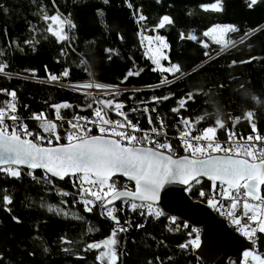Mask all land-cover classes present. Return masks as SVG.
I'll return each mask as SVG.
<instances>
[{"label": "trees", "instance_id": "16d2710c", "mask_svg": "<svg viewBox=\"0 0 264 264\" xmlns=\"http://www.w3.org/2000/svg\"><path fill=\"white\" fill-rule=\"evenodd\" d=\"M129 2L133 4L131 9L124 0H109L107 5L102 0H56L59 9L65 15L71 13L73 22L78 26V30L70 33L74 37L72 41L57 43L43 31L46 24L38 15L41 5L50 15L54 13L52 0H0V5L8 9L7 13L0 10V51L7 53L6 58L0 59L9 64L6 72L12 73L11 77L0 74V88L16 91L17 112L30 130L38 128L33 113L42 111L48 119L55 120V110L48 106L51 103L67 101L73 105L72 108L61 109L65 119L78 114L79 108L91 103L90 99L47 81L48 73L59 74L64 68H69L70 75L62 78L63 82L80 83L93 78L129 88L116 96L115 100L124 105L127 116L133 123L138 122L141 129L159 127L160 122L155 120L159 115L178 155L185 154L176 139L178 129L183 128L182 117L195 119L199 116L202 119L196 127L211 126L219 110L225 121V129L217 130V138L222 140L227 136L226 131L234 130L243 137L252 134L244 113L253 109V122L257 125L258 134H264V0H258L251 8L248 7L250 0H221V12H205L201 8L202 4L214 3L215 0ZM98 8L105 13L102 20L96 14ZM135 9H140L146 20L137 22L139 13H135ZM163 15H169L174 23L153 30ZM215 24L238 27L239 32L225 33L224 36L225 41L229 38L235 40L234 46L223 48L202 36L203 31ZM32 25L36 28L35 32L30 30ZM189 32L203 39L209 48L204 49L196 41L187 40ZM245 32L248 33L246 37ZM181 33L185 34L184 39H181ZM141 34L164 36L169 45V59L165 64L179 63L186 75L175 79L173 74L158 70L153 72V65L141 47ZM33 36L38 41L34 49L24 44L26 39ZM241 37L243 42H240ZM205 51L209 52L208 57L204 56ZM28 69H36L34 78H25L30 75L26 71ZM129 70L139 72V75L121 83ZM161 79H167L170 83L160 84ZM188 91L199 93L196 102L189 101L186 108H179L178 99ZM253 95L260 97L259 101H254ZM153 96L169 98L153 101ZM5 99H8L6 94L0 92V103ZM145 107H154L156 112L144 113L142 109ZM174 107L178 108L177 112L171 111ZM133 108L138 111H131ZM149 115L154 124L148 123ZM236 116L242 118L236 120ZM33 174L37 178L44 175L41 171H34ZM119 182L122 184L126 181L120 178ZM73 183L72 178L62 182L54 180V186L36 183L26 170L22 171L20 179L6 178L0 173V201L5 189L13 197L11 212L0 206V254H3L4 264H97L95 255L98 250L84 252L83 245L106 238L113 222L101 214L99 207L87 213L81 205L73 206V201L79 199ZM201 189L210 194L212 184L202 180L187 194L194 201L206 203L198 194ZM60 192H69L70 195L62 197ZM61 199L67 201L62 207L83 216L84 220L57 216L47 212L46 207H40L42 200L45 205H56ZM29 203L34 206L29 207ZM12 215L22 222L15 223ZM118 215L121 223L129 220L132 225L127 232L119 233L121 255L118 264H147L149 260L156 264L157 256L164 264H197L195 253L178 248L189 238L188 232L192 227L186 222L176 218L173 223L169 219L171 216L167 215L153 219L127 210ZM136 224H143L144 227L137 229ZM90 227L94 229L92 232L87 231ZM169 228L175 230L169 231ZM37 233L45 242L43 246L49 248L48 253H44L40 242L33 239ZM61 235L73 241H82L74 252H79L85 259L62 252L59 244ZM29 251L34 255L29 256ZM169 256L173 258L172 261L167 259ZM199 264L209 263L199 259Z\"/></svg>", "mask_w": 264, "mask_h": 264}, {"label": "snow or ice", "instance_id": "6c2138e0", "mask_svg": "<svg viewBox=\"0 0 264 264\" xmlns=\"http://www.w3.org/2000/svg\"><path fill=\"white\" fill-rule=\"evenodd\" d=\"M102 3L107 5L109 0H102ZM124 3L128 8H133L129 0H124ZM156 3H160V0H156ZM257 3L258 0H250L248 7L251 8ZM52 6L55 11L51 15L43 5L39 7L38 15L46 24L43 31L57 43L72 41L74 37L70 33L78 30V26L73 22L71 13L65 15L57 6L56 0H52ZM201 8L205 12H221V0L202 4ZM0 10L8 12L3 5H0ZM135 13H139L136 16L137 22L146 20L140 9H135ZM96 14L101 20L105 15L104 10L99 8ZM173 23L169 15H163L153 30ZM30 30L35 32V26H30ZM237 32L239 29L235 25L215 24L203 31L202 36L209 38L216 45L227 48L234 46L236 41L231 38L225 41V33ZM247 35L248 33L245 32L244 36ZM180 36L181 39L185 38L184 33ZM186 38L201 44L204 49L209 48L208 43L198 39L192 32H189ZM153 39L157 42L156 46H150L145 53L154 65L151 70L173 74L175 79L185 76L179 63L173 62L167 67L161 64L162 60L169 59L163 51L169 47L164 36L156 35L154 38L141 36L142 42L146 40L149 45L152 44ZM240 42H243V37L240 38ZM36 43L38 41L34 36L24 41V44L33 49ZM6 56L5 51H0V57L6 58ZM204 56L208 57L209 52L205 51ZM8 67L9 64L4 59H0V74L11 77L12 73L6 72ZM26 71L30 73L25 77L26 79L35 77L36 69ZM45 71H48L47 66ZM69 75V68H64L59 74L48 73L47 81L58 83L63 87L62 78H67ZM134 75L138 76L139 72L129 70L121 83ZM159 83L168 84L170 81L161 79ZM73 87L89 97L91 93L86 90H104L112 98L91 97L95 100L96 106L93 107L91 103L87 105L91 109L90 117L74 115L67 121L61 109H69L73 105L67 101L51 103L48 106L55 110V120L48 119L42 111L33 113V118L39 122L36 130H30L28 124L18 114L16 91L0 88V92L8 97L0 103V173L6 178L20 179L22 171L27 169V175L36 183L43 182L49 186H54L56 179L63 181L66 177H71L79 197L78 200L73 201V206L79 204L87 213L93 212L95 207L99 206L101 214L113 222L110 234L106 238L83 245L84 252L98 250L95 255L97 264H118L121 255L119 233L127 232L132 226L129 220L121 223L119 212L125 210L139 212L141 216L158 219L165 215L160 205L162 200H166L170 195L169 192L163 191L168 185H184L183 191L191 192L194 185L201 183V178H207L212 184V194H207L202 189L198 193L210 209L230 219L240 235L251 240L253 244L254 236L257 233H264V187H262L264 186V134H258L257 125L253 122V109L244 113V117L251 125L252 134L246 138L240 136L236 139L237 134L229 132L228 139L224 142L217 138V130L225 129L223 114L219 110L215 113L214 124L211 126L196 127L197 122L202 119L199 116L195 119L182 117L183 128L178 129V141L179 147L185 154L178 155L177 148L169 139L163 119L159 115L155 117V120L160 122L159 127L153 126L149 130H144L139 128L138 122L133 123L122 111L124 105L115 100L122 91L119 85L89 80L87 83L74 84ZM198 94L194 91L184 93L178 99L179 108H186L189 101L195 103ZM168 98V96H153L152 100ZM252 99L259 101L260 97L253 95ZM112 111L117 116L123 117V120L110 118L109 113ZM131 111L135 112L138 109L133 108ZM142 111L156 112V108L145 107ZM171 111L177 112L178 108L174 107ZM241 118V116L235 117L236 120ZM148 123L154 124L151 115L148 117ZM61 129L63 132L60 131ZM37 169L44 172L40 178L33 174ZM120 178H124L126 182L121 184ZM59 195L68 197L70 193L60 192ZM118 201L120 204H117ZM222 201H228V204L225 205ZM12 202V195L5 189L0 206L5 211L11 212ZM66 203V200L61 199L59 204L45 205L42 200L40 207H46L47 212L57 216L83 221V216L71 213L62 207ZM28 206L34 205L29 203ZM226 207L227 212L223 210ZM11 218L17 224L22 222L15 215ZM169 219L173 223L176 221L175 216ZM135 227L140 229L144 225L136 224ZM93 230L90 227L87 231ZM188 237L184 243L178 245V248L184 252L195 253L201 247L200 229L192 227ZM33 239L38 240L41 246L45 244L38 233ZM81 243L82 241L68 239L66 235L59 237L60 250L67 255H74L77 259H85L79 252H74V248ZM43 252L48 253L49 248L43 246ZM28 255L32 256L34 253L29 251ZM243 257V264H264V255L255 251H244ZM167 259L172 261L173 258L169 256ZM199 259L197 256V264ZM155 260L156 264H164L158 256ZM0 264H4L3 254H0ZM147 264H153V260H149Z\"/></svg>", "mask_w": 264, "mask_h": 264}, {"label": "water", "instance_id": "95a60500", "mask_svg": "<svg viewBox=\"0 0 264 264\" xmlns=\"http://www.w3.org/2000/svg\"><path fill=\"white\" fill-rule=\"evenodd\" d=\"M34 171L43 172L39 169ZM68 178L71 177H66L63 181ZM202 180L211 183L207 178H201ZM56 181L62 182L58 179ZM184 187L179 184L168 185L163 191L169 192L170 195L166 200H162L160 206L165 215L175 216L191 227L200 229L201 247L195 252L200 259L209 264H241L244 251L254 248L258 254H264V233L259 235L253 245L233 232L206 203L192 200L187 192L183 191Z\"/></svg>", "mask_w": 264, "mask_h": 264}, {"label": "rangeland", "instance_id": "374dc122", "mask_svg": "<svg viewBox=\"0 0 264 264\" xmlns=\"http://www.w3.org/2000/svg\"><path fill=\"white\" fill-rule=\"evenodd\" d=\"M142 35H144V34H141L140 35V43H141V47H142V50H143V52H144V55H145V53L148 51V48L151 46V47H155L156 46V41L153 39V41H152V44L151 45H149V42L148 41H143L142 42V40H141V36ZM157 34H154V35H151L153 38L156 36ZM146 36H149V35H146ZM164 52H165V54L167 55V53H168V48L167 49H164L163 50ZM146 57H147V55H145ZM167 60H162L161 61V64L163 65V66H165V67H167V66H169L170 64H165V62H166ZM151 62V61H150ZM153 67H154V65H153ZM159 71V70H158ZM169 74V73H168ZM89 80H94L93 78H91V79H89ZM89 80H87V81H85V82H83V83H87ZM94 81H96V80H94ZM42 83H44L43 81H41ZM96 82H99V81H96ZM49 83H52L51 85H55V86H58V87H60V88H63V89H66V90H68V91H70V92H72V93H74V94H77V95H79V96H82V97H84V98H88V99H90L91 100V103L93 104V107H95V100L94 99H92L91 97H97V96H99L100 97V99H111L112 97L111 96H109L106 92H104V90H97V89H89V90H86V91H88V92H90L91 93V97H89V96H86V95H84L83 94V92H80V91H77L73 86H69L70 84H68V83H72V82H63L62 81V83H64L63 84V87H61L60 85H56V84H58V83H53V82H49ZM100 83H103V82H100ZM105 84H107V83H105ZM120 88H122V86H120ZM122 91H121V93H124L125 91H128V90H125V89H121ZM102 92H104V94L103 95H101V93ZM120 93V94H121ZM116 101H118V100H116ZM122 111H124L123 109H122ZM125 112V111H124ZM90 113H91V109L90 108H88V106L87 107H85V108H79V112H78V114H76V115H84V116H89L90 117ZM109 115H110V118H112V119H121L120 117L121 116H117L116 115V113L114 112V111H112V112H110L109 113ZM72 118V117H71ZM71 118H67V119H65V121H67L68 119H71ZM121 120H123V117H122V119ZM39 124V122H36L35 124ZM57 123H59V122H57ZM62 130V129H61ZM60 130V131H61ZM93 131H95L94 129H93ZM176 139L178 140V134H177V136H176ZM63 142V141H62ZM247 251H255V249L253 248V249H251V250H247ZM256 252V251H255ZM241 264H243V261H244V257H243V254H242V259H241Z\"/></svg>", "mask_w": 264, "mask_h": 264}, {"label": "built area", "instance_id": "2783aa9c", "mask_svg": "<svg viewBox=\"0 0 264 264\" xmlns=\"http://www.w3.org/2000/svg\"><path fill=\"white\" fill-rule=\"evenodd\" d=\"M91 79V78H90ZM80 83H83V82H80ZM52 84V83H51ZM64 84V83H63ZM68 84H70L69 86H73L74 84H78V83H68ZM56 85H60V84H56ZM55 86V85H54ZM58 87V86H57ZM121 89H125V90H129V88H124V87H122ZM96 106V105H95ZM121 119H122V117H120ZM33 120L34 121H36V122H38L37 120H35L34 118H33ZM231 132H235L234 130L233 131H231ZM226 133H227V136H226V138L225 139H222V140H220V141H222V142H224V141H227V139H228V131H226ZM236 133V132H235ZM237 134V133H236ZM240 136H242L241 134H237L236 135V139H238ZM247 137V136H246ZM245 137V138H246ZM241 142H243V141H241ZM184 155V154H183ZM210 194H212V191L210 192ZM222 203H224L225 205H227L228 204V201H222ZM96 207H99V206H96ZM100 209V208H99ZM213 210V209H212ZM225 212H227L228 211V208L226 207L225 209H223ZM214 211V210H213ZM240 211H242V208L240 209ZM216 214H217V216L218 217H220V218H222L224 221H225V223H226V225L233 231V232H235L236 234H238V235H240V233L236 230V226L235 225H233L232 223H231V221H230V219H228V218H226V216H223V215H221L219 212H217V211H214ZM242 222H243V220H242ZM241 236V235H240ZM243 237V236H242ZM259 237V233H257L255 236H254V240H255V242H256V240H257V238ZM247 241H249V242H251L252 243V241L251 240H249L248 238H246V237H244ZM253 244V243H252ZM253 245H255V243L253 244Z\"/></svg>", "mask_w": 264, "mask_h": 264}, {"label": "bare ground", "instance_id": "6f19581e", "mask_svg": "<svg viewBox=\"0 0 264 264\" xmlns=\"http://www.w3.org/2000/svg\"><path fill=\"white\" fill-rule=\"evenodd\" d=\"M52 190V189H51Z\"/></svg>", "mask_w": 264, "mask_h": 264}]
</instances>
